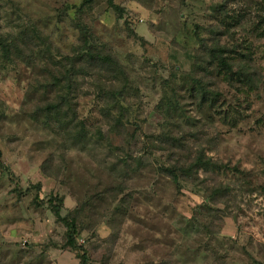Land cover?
I'll use <instances>...</instances> for the list:
<instances>
[{
	"label": "rangeland",
	"instance_id": "rangeland-1",
	"mask_svg": "<svg viewBox=\"0 0 264 264\" xmlns=\"http://www.w3.org/2000/svg\"><path fill=\"white\" fill-rule=\"evenodd\" d=\"M221 3H228L226 21L234 38L222 42L252 52L253 70L262 76L252 91L210 74L200 55L199 39L213 38L208 29L218 24ZM255 5L254 0H0V35L20 46L10 60L0 50V264H78L74 252L61 248L65 229L47 204L50 194L63 197L62 214L77 201L88 203L77 241L93 264H209L198 249L217 246L211 236L223 237L217 249L225 264L264 261V37L253 28ZM83 25L91 41L123 66L132 88L126 129L139 137L118 135L121 127L113 132L117 110L113 117L100 111L99 83L124 82L110 70L79 80L85 88L78 115L86 118L88 134L75 137L77 115L59 134L30 118L42 85L67 67ZM185 73L220 91L222 107L199 105ZM70 117L71 112L66 120ZM169 129L187 138L197 129L198 142L216 145L214 158L246 171L220 177L228 187L225 200L210 202L207 191L184 182L177 192L156 174L165 155L157 149L161 143L147 138ZM50 153L56 179L40 171ZM38 182L40 190L32 186ZM204 202L212 207L209 213L199 210ZM205 225L215 234H207ZM49 241L41 253L39 245Z\"/></svg>",
	"mask_w": 264,
	"mask_h": 264
},
{
	"label": "trees",
	"instance_id": "trees-1",
	"mask_svg": "<svg viewBox=\"0 0 264 264\" xmlns=\"http://www.w3.org/2000/svg\"><path fill=\"white\" fill-rule=\"evenodd\" d=\"M88 0H84L87 2ZM257 6L256 17L252 21L253 28L259 31V38L264 37V0H254ZM83 4V3H82ZM81 4V5H82ZM228 3H221L217 6L218 14H220V20H217L218 24L210 26L208 31L213 34L211 39H199V46L202 50L200 55L206 59V70L216 76L221 77L222 82L230 87L237 89L247 87L249 91H252L253 86L256 84V89L261 84V74L256 73L253 70L255 65L252 52L244 53L237 49L240 47L238 43L229 46L222 42V38L226 37L228 40L233 41L234 38L230 34V25L227 24L229 16L226 5ZM239 16V15H238ZM241 17V16H240ZM235 23L238 20L234 19ZM136 36V35H135ZM136 38H139L138 36ZM13 49L19 50L20 46L16 40L9 41L0 35V50L5 59L10 60L14 57L15 52ZM70 58L67 59V67L64 70H59L57 73L51 74V80L49 83L42 85V97L39 101L36 100L34 109L29 112L30 118L37 124H41L44 128L49 129L54 134H59L58 130L66 128L74 120V116L77 115L80 120L78 125L80 131L75 132V137H82L88 134L86 118L80 117L78 114L80 107V99L84 96V85L79 82L80 78L84 79L91 75L105 76V71L110 70L116 75L120 76L124 80L121 86L114 87L110 85L100 84L98 87V94L101 97V109L106 115L114 116L116 110L118 115L114 117L113 132L116 130L118 135H131L132 137H139L137 133H127L126 124L130 120L131 106H127L128 99L130 97L131 86L127 83V74L121 63L113 56L104 54L99 47L94 44L90 39V34L84 25L79 27L78 44L75 45L73 53ZM253 66V67H252ZM188 77L195 96L199 99V105H205L208 108L219 109L221 97L223 96L220 91L213 89L210 85L204 83L202 77L194 76L191 73H185ZM213 78V77H212ZM126 79V82H125ZM108 80V79H107ZM79 82V83H78ZM41 88V87H40ZM37 91V88H34ZM80 91V93L78 92ZM30 92L27 93L29 100H33L34 97L30 96ZM83 95V96H82ZM216 109V110H219ZM71 112L70 120L67 121V114ZM125 113L127 114L125 121ZM227 116V112L222 114V117ZM125 122V127L123 123ZM196 126V125H195ZM198 130L192 129L190 135L187 137L177 136L171 129L168 132H154L147 138L149 142L161 143L158 146L165 155L163 162L156 164V174L160 179H167L171 185H173L177 192H180L182 183L191 184L198 190L207 191L206 197L210 202H222L227 197L228 187L222 186L220 177L231 174L245 175L246 171L239 169L236 166L230 167L227 163L221 162L219 159L214 158L211 152L216 145H203L197 140L200 139V133ZM100 135V133L98 132ZM140 139V138H138ZM113 150L120 151L123 148L120 146L109 145ZM153 153V152H151ZM54 158L50 153L47 158L41 163L40 171L47 177H58V171H54L53 168ZM139 163L142 167L143 157L139 158ZM140 171V167L137 168V172ZM164 179V180H165ZM211 180L213 185H209L207 182ZM32 186L35 189L40 190L41 183H35ZM28 191V188L23 191L19 190V195H24ZM222 198V199H220ZM37 199V202H40ZM47 204L53 211L55 220L62 224L64 227V241L61 244L62 249H67L75 254V258L78 260V264H93L90 260V254L86 247L78 243L80 236V230L84 228V215L87 209L85 201H77L76 206L69 210L67 213L62 214L63 197L59 195L50 194L47 199ZM199 210H205L209 213L212 207L204 202L202 205H198ZM204 229L207 230V234H215L212 232L211 225H205ZM222 237V236H221ZM211 236V240L220 242V239ZM52 245V241L39 245L41 253H44L48 247ZM29 248L35 247L32 244L28 245ZM217 246L208 243L204 245V249H198V252L202 251L207 253L205 260L209 264H225L221 261V256L218 254ZM42 255H36L35 258H39ZM28 264H32L29 262ZM37 264V262L33 263ZM149 264H153L152 262ZM156 264H172L170 261H165ZM234 264V263H226ZM253 264H264V261L253 260Z\"/></svg>",
	"mask_w": 264,
	"mask_h": 264
}]
</instances>
